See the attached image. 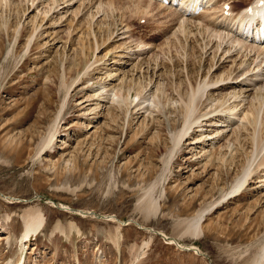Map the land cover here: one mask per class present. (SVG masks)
<instances>
[{
	"label": "rangeland",
	"instance_id": "rangeland-1",
	"mask_svg": "<svg viewBox=\"0 0 264 264\" xmlns=\"http://www.w3.org/2000/svg\"><path fill=\"white\" fill-rule=\"evenodd\" d=\"M206 1L0 0V264H264V104L253 117L254 93L199 88L257 64L220 21L225 0ZM190 94L198 120L177 146ZM201 211L199 237L186 225Z\"/></svg>",
	"mask_w": 264,
	"mask_h": 264
},
{
	"label": "bare ground",
	"instance_id": "bare-ground-1",
	"mask_svg": "<svg viewBox=\"0 0 264 264\" xmlns=\"http://www.w3.org/2000/svg\"><path fill=\"white\" fill-rule=\"evenodd\" d=\"M71 1H73V0H66V3H71ZM83 1L85 2L87 0H83ZM162 1H163L162 3H165L164 0H162ZM177 1H178L179 5H183L184 8L185 7L186 8H189L190 5H191L193 7V10H192L193 12L195 11L194 9L196 8L197 5L200 6L201 4H203V1L205 2V0H200L201 1V4H198L199 0H177ZM213 1L214 0H207L206 1V4H210V3L212 4ZM217 1H219V0H217ZM226 1H228V0H225L223 6L225 5ZM238 1L239 0H234V1L232 0V2H238ZM90 2H92V1H90ZM213 4H216V1ZM213 4H212V6H213ZM139 7H141V6H139ZM183 7L181 6V8H183ZM181 8L180 9H177V8L176 9H173V10L170 11L169 14L172 17H174L173 20H175L177 23L178 22H181L180 23V28L184 27V29H183L182 32H185V34L187 36V35H189L192 32L189 31L190 29L187 30V24H186V22L188 20H185L186 17H183V15L186 14L187 9L186 10L183 9L184 11H182ZM168 10H166V11L168 12ZM224 10L225 9L223 8L222 11H221V14H220L221 19H220V21L223 22L226 25V28L229 27V25H233V26H230L231 29H232V27L236 26L235 27L236 28L235 30L237 32H239V35L238 36L240 38L239 37L238 38H234L232 40V44L233 43L242 44V47L243 48L246 47V50L247 49H250V53L254 52V54H253L254 56H253V59H252L251 62L253 64L254 63L257 64L255 66V68L253 67L254 68V71L257 69V72H255L256 74L252 75L253 77L252 76L249 77L247 73L249 71H251V69H249L248 67L247 68L245 67L246 69H243L244 66H243V68H241V66L238 64L237 66H235L234 70L231 71V73L228 75L227 79L222 78V74H221V76L219 77V79L215 80L214 82L213 81H210L209 83H204L202 86L200 85L199 88H201L202 94H203L204 91H206L210 86H214L219 81L220 82H226L224 85L227 86V87H230L228 85H231L232 83H235L236 84L235 87H234V91L235 92H231L230 94L224 93L223 96L225 98H227V99L229 97V99H228L229 101L232 98H234V101L235 102L237 100H240L239 103H241L242 101L247 100V97L250 98L251 97V94L254 93V95L252 96V98H250L251 105L253 106L252 111H250V113H252L253 117L256 114L258 116L260 114V109H261L260 107L264 104V83L261 84V82H260V80H261L260 77H262L264 75V48H260L259 49L256 45H254V46L253 45L252 46L251 45H248L247 44V41L251 38L250 39L251 43L256 42V40L261 41V39L264 42V0H256L251 5L250 8L249 7L248 8H245L244 10H242V12H240V11L235 12V10H234L233 7L229 8L228 14H225L224 13ZM189 14H190V12H189ZM210 20H212V19H210ZM215 21H214V23H215ZM219 22H217V24ZM217 24L215 23V25H217ZM222 24H219V25L221 26ZM168 25H171V24H168ZM213 25L214 24H212V26ZM231 29H228L227 28V30H231ZM159 33H161V32H159ZM245 33H246V35H245ZM159 35L160 34L153 35V38H157V36H159ZM227 37H229V35H227ZM222 42H224V41H222ZM230 46L232 48V45H230ZM224 51H226V50L224 49ZM229 52H230V49L228 50V53ZM261 55H263V56L261 57V60L259 62L258 59L260 58ZM248 63H250V62H248ZM237 87H239V89L236 92ZM248 92H251V93L247 95ZM186 94H187V91H186ZM188 99L189 100H188V102L186 100V105H185L186 106V108H185V111H186L185 119L186 120H185V124H184V127L185 128L183 130L179 131L177 134H175L174 137H173V139H172L173 142H174V144L177 145V146H178V144L180 145V143H178V142L182 138H184L185 136H187L186 133L188 132L190 126H192V123H194L196 120H198V117L197 118H193V116H195L194 113H193L194 110H195L194 107H193L194 106V101H195V95L194 94H190V96H189ZM225 103H227V102L225 101ZM239 103H237L236 105H233V106L236 108ZM257 116H256V118H257ZM191 118H193V119H191ZM253 120L255 121V118ZM196 123H197V121H196ZM52 135L53 134H50L45 139V141H44V143L42 144V147H41L42 149H44V147L47 146V144L51 141ZM261 146H262V150H264V145L261 144ZM250 167H251V165L249 166L248 173H246L244 176H242L240 179L237 180V183L233 187L234 188V191L240 190L241 189L240 187L243 186V184L245 183V181L248 180L247 178L252 173L251 170H250ZM148 190H149L148 192H151L150 191L151 188H149ZM149 194H151V193H149ZM157 202H158L157 199L154 200L151 196H149L148 197V200H147V205H146L145 210L148 209V212H149L151 210V207H152V212L157 211V208H158ZM204 212L205 211L198 212L197 215H195L192 218L188 219L186 228H187V230L192 229V235H195V236H199L200 237L201 233L203 232L202 222H203ZM25 216H26L24 218L25 229H24V232H23V234H22V236L20 238V241L22 242V244H25L26 245L27 244V241L30 239V237L32 236V234H35L42 227L41 225L43 224L45 217H44L43 213L41 211H39V210H35V211H33V212L29 213V214H26ZM174 243H176V242L174 241ZM181 247L183 248V246H181ZM194 247L195 246H191V248H194ZM191 248H189V249H191ZM262 250L264 252V247L262 248ZM262 257H264V254H263ZM260 263H261V261H260Z\"/></svg>",
	"mask_w": 264,
	"mask_h": 264
}]
</instances>
